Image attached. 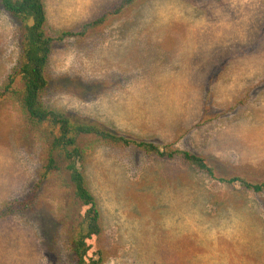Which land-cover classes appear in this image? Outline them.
I'll use <instances>...</instances> for the list:
<instances>
[{"label":"rangeland","instance_id":"374dc122","mask_svg":"<svg viewBox=\"0 0 264 264\" xmlns=\"http://www.w3.org/2000/svg\"><path fill=\"white\" fill-rule=\"evenodd\" d=\"M42 1L54 36L119 0ZM20 55L18 26L0 7V264H73L71 201L39 181L47 141L4 96ZM47 78L45 108L172 145L214 171L90 151L103 264H264V196L219 182L264 184V0H141L88 37L58 42Z\"/></svg>","mask_w":264,"mask_h":264},{"label":"trees","instance_id":"16d2710c","mask_svg":"<svg viewBox=\"0 0 264 264\" xmlns=\"http://www.w3.org/2000/svg\"><path fill=\"white\" fill-rule=\"evenodd\" d=\"M141 0H119L113 7L76 31L47 32V17L42 0H0L1 9L16 22L20 32V60L5 85V95L15 99L21 114L47 141L48 155L42 166L39 181L56 182L65 191L73 209V264H103L98 248L103 235L98 203L89 189L84 173L87 157L99 145L133 149L152 155L162 161L178 160L214 178L213 169L201 157L172 145H157L140 141L98 125L83 123L57 109L44 107L42 98L48 87L47 71L58 42L84 39L108 22L117 19ZM21 84V90L16 84ZM233 186L238 184L245 192L264 196V184H252L241 178L219 179ZM23 205V203L18 206Z\"/></svg>","mask_w":264,"mask_h":264}]
</instances>
